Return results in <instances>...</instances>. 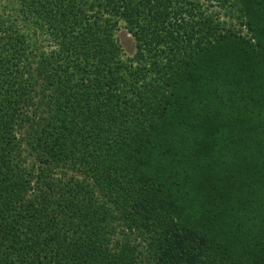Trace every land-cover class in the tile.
I'll return each instance as SVG.
<instances>
[{
	"label": "trees",
	"instance_id": "1",
	"mask_svg": "<svg viewBox=\"0 0 264 264\" xmlns=\"http://www.w3.org/2000/svg\"><path fill=\"white\" fill-rule=\"evenodd\" d=\"M11 1L0 264H264V0Z\"/></svg>",
	"mask_w": 264,
	"mask_h": 264
},
{
	"label": "rangeland",
	"instance_id": "2",
	"mask_svg": "<svg viewBox=\"0 0 264 264\" xmlns=\"http://www.w3.org/2000/svg\"><path fill=\"white\" fill-rule=\"evenodd\" d=\"M11 4V0H0V10H6L9 15H15V13L9 9ZM3 6H5L6 8L3 9ZM0 14L3 13L1 12ZM30 33L32 34V30L30 31ZM116 37L118 38L124 56L132 57L136 51L135 39L122 22L119 23V27L116 32ZM34 39L35 38L32 37V40ZM37 43L40 48H43L44 50H48V48H50L48 45H51L50 42L48 40H45L43 37L37 38Z\"/></svg>",
	"mask_w": 264,
	"mask_h": 264
}]
</instances>
